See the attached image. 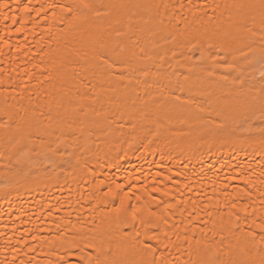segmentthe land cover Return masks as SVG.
Masks as SVG:
<instances>
[{
  "label": "bare ground",
  "instance_id": "6f19581e",
  "mask_svg": "<svg viewBox=\"0 0 264 264\" xmlns=\"http://www.w3.org/2000/svg\"><path fill=\"white\" fill-rule=\"evenodd\" d=\"M3 4L0 264H262L264 0Z\"/></svg>",
  "mask_w": 264,
  "mask_h": 264
},
{
  "label": "snow or ice",
  "instance_id": "6c2138e0",
  "mask_svg": "<svg viewBox=\"0 0 264 264\" xmlns=\"http://www.w3.org/2000/svg\"><path fill=\"white\" fill-rule=\"evenodd\" d=\"M7 6H8L7 4L0 5V7H7ZM85 7H86V5H85ZM23 11L28 12V11H30V9L27 6H24ZM5 18H7V17H5ZM13 22H15V17H13ZM17 31H20V29H17ZM260 227L262 229H264V225H260ZM262 264H264V261H262Z\"/></svg>",
  "mask_w": 264,
  "mask_h": 264
}]
</instances>
